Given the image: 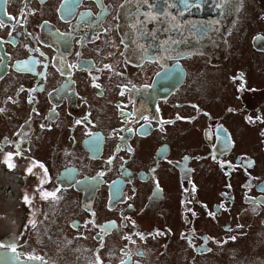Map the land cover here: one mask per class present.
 I'll return each instance as SVG.
<instances>
[{"label": "flooded vegetation", "instance_id": "flooded-vegetation-1", "mask_svg": "<svg viewBox=\"0 0 264 264\" xmlns=\"http://www.w3.org/2000/svg\"><path fill=\"white\" fill-rule=\"evenodd\" d=\"M168 2L0 0V264H264V0Z\"/></svg>", "mask_w": 264, "mask_h": 264}, {"label": "snow or ice", "instance_id": "snow-or-ice-1", "mask_svg": "<svg viewBox=\"0 0 264 264\" xmlns=\"http://www.w3.org/2000/svg\"><path fill=\"white\" fill-rule=\"evenodd\" d=\"M97 3L98 4H100V0H97ZM143 3L145 4V5H148V3H149V0H143ZM165 3H167L168 4V7L170 8V7H172L173 5L171 4V3H169L168 2V0H165ZM181 3L184 5V8L185 9H188V8H190V7H192L193 5L190 3V0H181ZM195 6H197V7H199V5L197 4V5H195ZM220 5H218V7H219ZM183 13H181V15H182ZM65 15L67 16V15H71V10L70 9H65ZM86 15H90V14H86ZM145 15V21H137V23L135 24V25H133V27L134 28H137V30H139V29H141L142 27H143V25H144V23L145 22H150V21H156V20H164L165 18H167L168 17V15H169V13H168V11H167V9H165L163 12H160V13H157V12H155L154 11V6H149V10H148V12L147 13H145L144 14ZM8 19L9 20H11V19H13L11 16H9L8 17ZM172 22H173V24L175 23V17H172ZM47 24V22H45V25ZM4 25H3V21H0V27H3ZM44 25H42L41 27H43ZM9 35L11 36V33H9ZM58 35L60 36V37H66V36H70L71 35V33L69 32V33H58ZM3 43H5V41H0V46H2V44ZM121 43H123V41H121ZM141 49L143 50V46H141ZM77 55H79V54H77ZM0 63H2V61H0ZM19 65H17L16 66V68H17V70H19ZM68 67H70V68H75V67H77L75 64H73V65H69ZM105 67H108L107 65L105 66ZM179 64L177 63V64H175V65H173L172 66V68L171 69H165V68H162L161 69V72H158L156 75L157 76H162V78L164 79V80H171V79H173V77L175 76V70L176 69H179ZM29 70H31V69H29ZM61 73L62 74H64V72H63V69H61ZM135 86H133V88H134ZM145 87L147 88V87H150V85H145ZM129 91H131L132 89H128ZM121 94H123V91H122V93ZM0 111H2V110H0ZM144 119H145V121H147V117H144ZM79 123V122H78ZM3 144H0V152H2V150H3ZM15 147L16 148H19V145L17 144V145H15ZM11 159H12V154L11 153H9L8 155H7V161H11ZM6 161V162H7ZM12 165L9 163V167H11ZM41 167H43L42 165H41ZM100 176H103V173H100L99 174ZM79 181H77V183H78ZM43 195L45 196V197H48V196H55V193H43ZM27 197H25V200L27 201ZM100 227V229H101V232H103V233H105V234H107L109 231H111L112 229H113V227H114V225H112V224H107V225H103V226H99ZM230 230V229H229ZM126 239H131V237H126ZM234 239V238H233ZM5 247V245H3V244H0V248H4ZM11 251L13 252V253H15L16 252V248H15V246L14 245H12L11 246ZM142 253H137V255H141ZM126 255H128L129 256V260H130V256H131V254H126ZM17 260L19 259V255L17 254V256L15 257ZM26 260H28V261H40L41 260V257H39V256H35V255H33V256H27L26 257ZM95 264H102V261H101V257L99 256V254H97L96 255V259H95ZM121 264H127V262L126 261H121Z\"/></svg>", "mask_w": 264, "mask_h": 264}, {"label": "rangeland", "instance_id": "rangeland-1", "mask_svg": "<svg viewBox=\"0 0 264 264\" xmlns=\"http://www.w3.org/2000/svg\"><path fill=\"white\" fill-rule=\"evenodd\" d=\"M44 146H45V149H46V153H41L42 156L47 155L48 149H50V147L47 146L46 144Z\"/></svg>", "mask_w": 264, "mask_h": 264}]
</instances>
